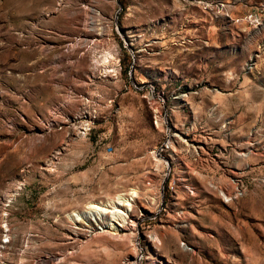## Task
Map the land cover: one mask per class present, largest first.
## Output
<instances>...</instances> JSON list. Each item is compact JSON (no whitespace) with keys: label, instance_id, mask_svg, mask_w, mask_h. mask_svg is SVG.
<instances>
[{"label":"rangeland","instance_id":"obj_1","mask_svg":"<svg viewBox=\"0 0 264 264\" xmlns=\"http://www.w3.org/2000/svg\"><path fill=\"white\" fill-rule=\"evenodd\" d=\"M0 264H264V0H0Z\"/></svg>","mask_w":264,"mask_h":264},{"label":"crops","instance_id":"obj_2","mask_svg":"<svg viewBox=\"0 0 264 264\" xmlns=\"http://www.w3.org/2000/svg\"><path fill=\"white\" fill-rule=\"evenodd\" d=\"M34 59L37 60L38 58ZM96 62L99 61L93 59L91 64ZM61 68L62 65H56L53 67H45L39 73L36 71L31 78L25 80L26 87L42 89L43 92H46L47 94L58 96L68 94L69 92L73 94H84L89 87V84L85 80L89 74L87 76V73L85 72H78L77 70L71 71ZM81 110L83 109L79 108L78 113H80ZM50 113L51 111L46 108L42 111L44 116H48ZM59 114H62V112L59 111Z\"/></svg>","mask_w":264,"mask_h":264},{"label":"bare ground","instance_id":"obj_3","mask_svg":"<svg viewBox=\"0 0 264 264\" xmlns=\"http://www.w3.org/2000/svg\"><path fill=\"white\" fill-rule=\"evenodd\" d=\"M113 59V55H112V53H110V52H107L106 54H105V59H104V64H105V66L108 64V62L110 61V60H112ZM121 197H118L117 199H120ZM91 206H93L94 207V204H92ZM95 208V207H94Z\"/></svg>","mask_w":264,"mask_h":264}]
</instances>
